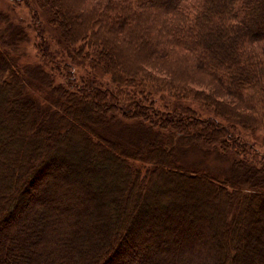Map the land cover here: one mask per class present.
<instances>
[{
    "label": "trees",
    "instance_id": "trees-1",
    "mask_svg": "<svg viewBox=\"0 0 264 264\" xmlns=\"http://www.w3.org/2000/svg\"><path fill=\"white\" fill-rule=\"evenodd\" d=\"M39 3L112 83L61 75L56 84L0 46V264H255V254L264 264V153L238 132L264 131V0ZM28 82L52 103L41 106ZM165 88L217 117L163 111L142 95ZM110 125L135 129L138 143L95 132ZM26 137L31 157L19 150ZM207 147L231 156L229 177L178 160ZM156 227L173 244L152 236ZM87 231L90 246L77 252Z\"/></svg>",
    "mask_w": 264,
    "mask_h": 264
},
{
    "label": "rangeland",
    "instance_id": "rangeland-1",
    "mask_svg": "<svg viewBox=\"0 0 264 264\" xmlns=\"http://www.w3.org/2000/svg\"><path fill=\"white\" fill-rule=\"evenodd\" d=\"M58 7L63 12L64 6H60V4H58ZM0 14L6 16V18L4 17L2 18L3 20H0V46L8 49L14 56L19 57L18 64L21 67V70H25L26 67L31 68L33 66H41L46 72L55 75L57 79L55 81L56 84L59 82L61 75H64L63 79L67 77L66 75H72L74 78L79 76L86 79L91 77L101 78L103 80V85H110L112 83L111 77L104 75L102 70L96 66L95 62L82 56L78 57L75 54L74 47H69L62 41L60 31L55 25L53 26L49 22L48 17H50V15L45 13V9L40 6L39 0H0ZM67 14L69 13L67 12ZM13 31L17 33V36H19L18 38H16V36H12ZM19 32L24 33L25 36L21 35ZM40 39H43L46 43V50L44 54L41 51L42 47ZM152 65L153 64H150L149 66ZM54 66L59 70H52L51 68H54ZM151 70L153 73L159 74L165 79H167L166 76H170L167 73H164L163 70L159 71L154 67L151 68ZM145 81L148 84H154V80L152 79H145ZM161 82L163 83V81ZM204 85L205 86L199 87L209 91V87H207L208 84ZM148 91L144 90L142 95L147 100L149 99V101H152L154 106L163 111L174 110L178 112H185L187 110H192L202 118L217 117L211 107L207 106L204 102L194 100L192 97L185 98L183 96H179L167 88L163 91ZM26 92L30 95H35L36 99L40 101L41 106L43 107L52 103V99L50 98L51 94L48 88L43 85L41 86L38 83L33 84L32 82H28ZM223 121L221 122L230 125V122ZM94 128H96L95 132L97 134L101 133L108 135L110 138L120 141L128 146L138 143V140L133 135V131H135V129H126L124 132L119 133V128L114 125H110L103 129H98L97 127ZM238 132L242 135L245 141L253 144L257 151L264 153L263 130L254 132L252 130H246L238 127ZM33 140V137L32 139L26 137V141L24 143L18 144L19 150H24V155H30L31 151H34V143H32ZM41 141L42 140L40 139V142ZM34 157H32V159H34ZM179 158L180 159L178 160L186 164L188 167L200 171L210 172L219 178H227L231 173V156H222L219 152H215L209 147L189 150L187 154L182 156V158L179 156ZM28 159L29 157L27 160ZM71 162H73V160ZM75 203L76 201L73 199L69 204L75 205ZM164 231L166 230L156 227L152 230V236H166L170 244H173L172 237L167 233H164ZM88 232L89 231L85 232L79 236L75 242H73L74 249L77 252L81 249L85 250V248L90 246V242H87L89 240ZM94 233L95 232H90V238H93ZM141 243H143V246L140 250L143 252L145 242L141 241ZM92 249L95 252L96 248ZM255 251V253H257L258 248ZM95 254L97 253L95 252ZM255 255H253L252 258L253 262L257 264L258 260Z\"/></svg>",
    "mask_w": 264,
    "mask_h": 264
}]
</instances>
